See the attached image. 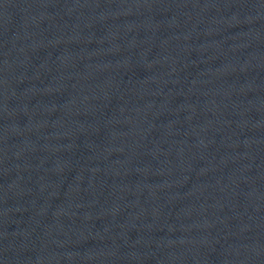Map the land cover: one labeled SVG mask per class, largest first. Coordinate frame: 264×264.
<instances>
[{"label": "water", "instance_id": "1", "mask_svg": "<svg viewBox=\"0 0 264 264\" xmlns=\"http://www.w3.org/2000/svg\"><path fill=\"white\" fill-rule=\"evenodd\" d=\"M0 264H109L84 128L45 0H0Z\"/></svg>", "mask_w": 264, "mask_h": 264}]
</instances>
